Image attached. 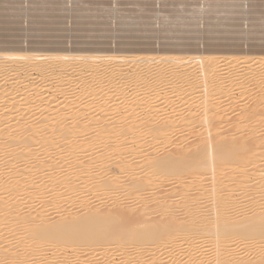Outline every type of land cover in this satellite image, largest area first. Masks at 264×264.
I'll return each instance as SVG.
<instances>
[{
    "label": "bare ground",
    "instance_id": "1",
    "mask_svg": "<svg viewBox=\"0 0 264 264\" xmlns=\"http://www.w3.org/2000/svg\"><path fill=\"white\" fill-rule=\"evenodd\" d=\"M218 1L203 9L213 20L205 30L224 34L233 31L223 22L233 20L230 13L249 10ZM195 11L174 12L163 28L176 30L178 22L195 27ZM109 18L92 21L103 28ZM253 26L264 32L263 23ZM134 49L1 50L0 264H87L91 258L92 264H147L148 253L153 264H264V87L237 112L242 121L251 120L240 122L247 127L244 137L228 135V108L217 106L228 84H241L244 93L247 83L263 84L264 53ZM181 131L194 134L197 143L180 138ZM107 161L116 162L118 172L108 179L105 170L91 174L97 162ZM158 188L179 191L158 196ZM120 189L133 202L121 206ZM95 192L117 196L101 202L100 195L98 202ZM46 203L56 204L55 217L43 213ZM68 203L72 208L64 207Z\"/></svg>",
    "mask_w": 264,
    "mask_h": 264
},
{
    "label": "rangeland",
    "instance_id": "2",
    "mask_svg": "<svg viewBox=\"0 0 264 264\" xmlns=\"http://www.w3.org/2000/svg\"><path fill=\"white\" fill-rule=\"evenodd\" d=\"M14 1H15V3H14ZM34 1L35 0H31V1L30 0H22V1L21 0H17V1L16 0H0V22H1L0 23V26H1L0 27V52H1V50L3 51V48H4V51H6V52H7V50L9 51L10 49L14 48V49H18L20 52L21 51L28 52L27 50H29V51L39 50L41 52H52L54 50H65L68 53H71L72 51H73V53H76V52L78 53L79 51L84 52L83 51L84 49H91V50H99V51L104 52V53L105 52L109 53V50H116L117 48L125 47V48H129V49L135 48L136 50L141 49L140 51H142V49L146 50L148 48H152V49L157 50L158 52H161V53H163V51H165V50H170L173 48L179 49V50L181 49V50L186 51V52H193V51L197 52L198 51V53L201 52V54H207L211 51L213 52V50H220V52L225 56H228V55L233 54V53H237L241 56H244V55L246 56L248 54L251 55L252 53L253 54L257 53L256 55L261 54V52L264 53V39H263L264 32L260 31L259 28H257L256 26H253L254 23L257 24V23L261 22L264 24V17H263L264 16V0H231V2L229 0L228 1L227 0H219L220 2L218 1V3H224V2L225 3L230 2L232 4L238 3L241 6V9L244 8L243 11L245 10V12H246L247 10H249L246 12L247 15L242 14L243 13L242 11H239V13L238 12L237 13L236 12L230 13V16L233 17V20H231V21L223 20V22L231 23V25H229V26L227 25V26L230 27L231 30L233 29V31H229L230 33L225 32L224 34H221L220 32H216V31L212 32V31L205 30V26H206L205 23L213 22V20L212 19L209 20V18H207L208 14L206 15V12L204 10H205V8L207 9L208 7H210L209 3H211V1L215 2L217 0H215V1L214 0H162V1L161 0H157V1L156 0H151V1L147 0V2H146V0L145 1L144 0H135V1L134 0H122V1L121 0H117V1L116 0H58V1L57 0H39V1L36 0L37 3ZM239 1H241V2H239ZM84 2H85V4H84ZM173 2H174V4H173ZM86 3H89V4L86 5ZM1 4H3V5H1ZM255 4L257 5L256 8L252 6ZM105 5H106V7H105ZM4 6H5V9H4ZM85 6L86 7L88 6V8H90V9L87 8L86 11L82 10L83 8H85ZM93 6H95V7L99 6L101 9L96 10L99 7L93 8ZM116 6L120 9H118ZM106 8L108 10H106ZM125 8H126L127 12H126ZM133 8H134V10H133ZM139 8H141V10H143V11H141V10L137 11V9H139ZM148 8H150V9H148ZM159 8H161V9L159 10ZM246 8H247V10H246ZM128 9H129V11H128ZM252 9H255V10L261 11V12H257V11L252 12ZM1 10H2V13H1ZM36 10H40L41 14L39 15L38 13H40V11H38V13H37ZM120 10H122V11H120ZM179 10H187V11H189V14H191V12L193 10H196V11L199 10V12L195 11V13H196L195 16L197 17L196 26L193 27L190 25H184V23H182V22L181 23L178 22V25H176V27H177L176 30L168 29L165 27L163 28V26H164L162 23L163 19L164 18L167 19V16L172 15L174 12L179 11ZM5 11H7V12H5ZM28 11L30 13H28ZM93 11H94V13H93ZM99 11L101 13H99ZM132 11H134V12H132ZM116 12H118V13H116ZM120 12L121 13L124 12V14L119 15ZM136 12H138L137 14H140V12H141V14H140L141 17L138 18L137 15L135 14ZM156 12H158L159 14ZM81 13H83L84 16H82V17L77 16L78 14H81ZM97 13H99V14H97ZM142 13H144V14H142ZM186 13H188V12H185V14ZM152 14H154V15H152ZM122 15H124L125 17ZM126 15H128V17ZM134 15H136V17ZM97 16L98 17H104L107 19L110 17L109 19L112 18L111 19L112 21L110 20L112 23L108 24L107 26H103V28H102L101 26L96 24L95 21H92V20L96 19ZM144 16H145V18H144ZM5 17H7V18H5ZM147 17H149V18H147ZM172 19L175 20L174 18H172ZM198 19H200V20L198 21ZM181 20L184 21V19H181ZM123 22L132 23L134 25V29L131 31L127 30V26L121 24ZM29 26H30V28L32 26H34V27H33V29L29 30ZM35 26L38 28L37 29L38 31L36 30ZM141 26H143L144 28ZM5 27H6V29H5ZM160 27H162V28H160ZM17 28H20L19 30H21V31H19ZM40 28H42V29H40ZM188 30H190V31H188ZM262 30H264V29H262ZM70 31H71V33H70ZM100 32H101L102 37L100 35ZM231 32H233V33H231ZM103 34L105 36H103ZM262 34H263V36H262ZM148 36H150L149 39H148ZM259 36H260V38H259ZM32 42H34V43H32ZM70 50H71V52H70ZM55 52H57V51H55ZM254 83H255V81H254ZM254 83L250 82V83H247V85L245 84V86H246L245 92H247V93H244L242 91V89L239 87V86H241V84H235V85L231 86L227 83L228 88L229 87H231V88H229L230 95H228L229 92H228V94L224 93V95L225 94L227 95V96H225L226 99L224 96H222V97H224L225 100L222 98L224 101L223 100H221V101L225 104H222L221 101L219 102L218 100L217 101H218L219 105H217L218 103H215L217 106H220V107L223 106L224 109L228 108L226 110V112L223 113L224 115L229 116V117L226 116L227 122L223 123L226 125V126L224 125V127H226L224 129H225V131H227L229 133V134L227 133L228 135H231V134L235 135V133L236 134L238 133L239 137H241V136L244 137V135H246L247 127L242 125V124H241L242 125V127H241L240 122L251 123L250 122L251 120L247 121L245 119V121H242L243 118L241 119V117H239L238 115L240 113L239 110L241 111V109L246 107V106L250 107L253 99L255 100L256 96L259 97L261 94V91L264 90V88H263L264 82H262L263 84H260V86H258L255 83V85L258 87H256L254 85ZM237 86H238V88H237ZM234 88H237V89H234ZM259 88H261V89L263 88V90H261ZM238 89H240L241 92H238L239 91ZM248 91L249 92L252 91L253 93L251 92L249 94ZM258 91H259V93H258ZM232 94L235 96V98L232 97L233 96ZM248 99H252V101L248 100ZM230 100L232 102H230ZM217 101L215 100V102H217ZM237 112H239V113H237ZM239 118L241 121L239 120ZM245 128H246V130L244 131ZM232 129H234V131L235 130H237V131L230 133V131H232ZM185 131H189V130H185ZM91 132L93 134V132L95 133V130L91 129ZM91 132L89 133V135L87 134L89 137L91 135ZM173 132L175 133L176 131H172V133ZM181 132L179 133L180 135L179 134L176 135L178 138L181 136V134L184 131L182 133ZM172 133H171V135H173ZM188 133L189 132H187V134ZM185 134L186 133L184 132L180 138H184V137L188 136L189 138H191L190 140H192L193 142L194 141L196 142V138H195L194 134H192L193 136L190 135L191 137L189 136V134L188 135L187 134L185 135ZM238 134L236 136H238ZM87 135H85V136L88 137ZM91 136H93V135H91ZM150 137L153 138L154 136H150ZM159 138L163 139L162 142H169L166 138H162V137H157V140H159ZM180 141H181V139H180ZM129 142L127 143V145L130 144L128 146H132L131 144L135 143L134 140H133V143H129ZM193 142H192V145H193ZM195 142H194V144L197 143V142L196 143ZM194 146L195 145H193V147ZM171 147H174V145H171ZM87 152L89 153V151H86L85 154L90 156V154H87ZM128 153L129 152H127L126 154H128ZM88 156L87 157L82 156V157L84 159H88ZM90 158H91V156L89 157V159ZM117 158H118V159H116L117 161L121 159V157L120 158L117 157ZM56 162L59 163L58 161H56ZM110 162L111 161H109L106 164L101 162L105 166L102 164H98L100 162H97L96 165H99V168H98V166L93 167L91 169V174L94 176L95 173L97 174L101 171L104 172V170H105L104 174H106L105 177L108 179L111 176V174H113V172H115V173L118 172V167L117 166L115 167V165H117L116 162H114V164L110 163ZM107 164H110V165H107ZM102 166H104L105 168ZM107 166H110V167H108V168H110L109 170L106 169ZM95 170L98 172H95ZM108 171L110 172V174ZM45 172L43 174H45ZM93 172H95V173H93ZM103 172H102V174H103ZM41 177L44 178L43 175ZM71 177H72V175H71ZM49 185L50 184L46 185L47 188L49 187ZM47 188H46V190L48 192L50 191V193H51L52 187H51V189L50 188L47 189ZM158 189H157V191H158ZM46 190L45 191L43 190L41 194L42 195L45 194V196H46V194L48 193ZM122 190L123 189H120L117 191L118 196H117V194H112V195L108 194L107 195V194H103V193L101 195V194H97L96 192H95V195L97 194L98 202L100 200L99 199L100 195L102 196L100 198L103 200V201L100 200L101 202H104V200L107 198V196H108V199L111 198V196H112V199H109V200L110 201L112 200L113 202H114L113 197L115 199L116 196L117 197L121 196V201H123L122 202L123 205H121V206H127V204H124V203L133 202V198L132 199L130 198L131 200H129V198L127 196H123L124 190L123 191ZM177 190L179 191V188ZM177 190H173V192H170L171 193L170 194L169 192H164V188H161V190L159 189V191H158V196H162L163 194H166V193H167V195H169V194L173 195L175 193H178ZM194 190H196V191H194V197H195L196 192L198 193V191H197V189H194ZM121 191H122V193L120 195ZM149 191H150L149 189H148V191L146 189V192L144 190L143 191V192H145L144 195L146 194L145 196H150L151 192L149 193ZM50 193H48L47 196H49ZM161 193H163V194H161ZM86 194H88V191H86ZM105 195H107V196H105ZM122 197H125V198H123L124 200L122 199ZM127 198H128V200H126ZM108 199H106L105 202H109ZM125 200H126V202H125ZM152 201L153 202H150L151 204L149 206H151L152 203H153V205H156L154 203H156L158 200L156 201V199H154ZM65 202L66 201H63V204H66ZM113 202H111V203H113ZM51 204L52 203H48V204L46 203V205L48 207H46V205H45V207H43L44 208L43 213L46 211V213L47 212L48 213L47 214L45 213V214L48 215V217L52 216L51 218H53L56 216V214H54L56 204H55V207L54 206L51 207ZM68 204L66 206L64 205V207L65 208H67V207L72 208V207H70L71 205L70 204L68 205ZM103 204H101V205H103ZM74 205L76 206L77 204H74ZM74 205H72L73 209H75ZM76 207L78 208V206H76ZM45 208H47V209H45ZM48 208H50V209H48ZM77 208L75 209V211L77 210ZM100 208H102V206ZM39 209H40L39 211H42V207ZM49 210L54 214V216ZM78 210H79V208H78ZM57 211L58 210H56L55 213H58ZM73 212H74V210H73ZM112 251H113V249L105 252V254L107 253V255H108V252L113 253L115 251V249L113 252ZM248 252H244L242 254L248 255L249 254ZM101 255L106 256V255H104V253ZM118 258L119 257H117V259ZM151 258L152 257H150L149 253H148V256H147V254L145 255L144 260L149 261V262H146L147 264H153L155 260L153 261V259H151ZM181 258H182V256L180 257V259ZM63 260H64V258H63ZM63 260L61 261V263H63ZM89 260L92 261L93 259L91 258ZM89 260L85 261V262L87 264H92L93 261L89 262ZM118 261H119V259H118ZM118 261H116V262L112 261V262L113 263L115 262L114 264H117ZM65 263H66V259H65ZM67 264H68V262H67ZM132 264H134V263L132 262Z\"/></svg>",
    "mask_w": 264,
    "mask_h": 264
}]
</instances>
